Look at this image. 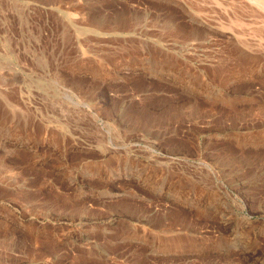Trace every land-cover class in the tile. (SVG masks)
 Listing matches in <instances>:
<instances>
[{"label":"rangeland","instance_id":"obj_1","mask_svg":"<svg viewBox=\"0 0 264 264\" xmlns=\"http://www.w3.org/2000/svg\"><path fill=\"white\" fill-rule=\"evenodd\" d=\"M0 264H264V0H0Z\"/></svg>","mask_w":264,"mask_h":264},{"label":"bare ground","instance_id":"obj_2","mask_svg":"<svg viewBox=\"0 0 264 264\" xmlns=\"http://www.w3.org/2000/svg\"><path fill=\"white\" fill-rule=\"evenodd\" d=\"M258 1V0H257ZM260 2V1H259Z\"/></svg>","mask_w":264,"mask_h":264}]
</instances>
